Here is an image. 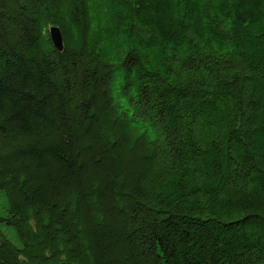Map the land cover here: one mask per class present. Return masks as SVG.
Returning <instances> with one entry per match:
<instances>
[{"label": "trees", "instance_id": "16d2710c", "mask_svg": "<svg viewBox=\"0 0 264 264\" xmlns=\"http://www.w3.org/2000/svg\"><path fill=\"white\" fill-rule=\"evenodd\" d=\"M0 264H264V0H0Z\"/></svg>", "mask_w": 264, "mask_h": 264}, {"label": "water", "instance_id": "95a60500", "mask_svg": "<svg viewBox=\"0 0 264 264\" xmlns=\"http://www.w3.org/2000/svg\"><path fill=\"white\" fill-rule=\"evenodd\" d=\"M49 36H50V39H51L54 47L58 51H61L63 48V44H62V36H61L59 28L54 27V26L50 27L49 28Z\"/></svg>", "mask_w": 264, "mask_h": 264}, {"label": "rangeland", "instance_id": "374dc122", "mask_svg": "<svg viewBox=\"0 0 264 264\" xmlns=\"http://www.w3.org/2000/svg\"><path fill=\"white\" fill-rule=\"evenodd\" d=\"M7 238H8L10 241H12L13 243H16L15 238H14V236L12 235L11 232H8V234H7Z\"/></svg>", "mask_w": 264, "mask_h": 264}]
</instances>
